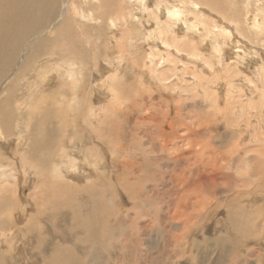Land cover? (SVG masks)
I'll use <instances>...</instances> for the list:
<instances>
[{
	"label": "rangeland",
	"instance_id": "obj_1",
	"mask_svg": "<svg viewBox=\"0 0 264 264\" xmlns=\"http://www.w3.org/2000/svg\"><path fill=\"white\" fill-rule=\"evenodd\" d=\"M71 1L73 6L90 5L88 0ZM210 1L230 23L242 22L237 24L245 35H200L222 23L204 8L196 30L179 26V35H169L182 46L196 45L202 60L186 54L190 58L183 64L176 55L172 75L165 71L167 63L159 67L165 71L162 77L154 74L164 36L145 35L143 22L135 19L128 35L125 24L116 20L118 30L110 25L100 36L98 25L108 20L100 12L81 19L80 25L74 18L66 20L54 34L62 35L80 59L74 67L57 63L43 49L33 57L26 78L15 79L11 69L0 71V121L7 124L3 139L8 140L0 141V159L9 156V165L4 162L0 171L7 170L10 177L8 191L0 195L14 193L19 200L13 211V263H32L28 257L35 243L21 240L19 228L30 221L34 234L63 247L58 259L47 251V259L37 264L53 258L59 264V258L66 264H264V0ZM99 3L92 0L91 7ZM20 7L15 0H0V17L24 23L17 16ZM247 14L256 20L254 28ZM84 31L91 34L88 42ZM151 51L157 55L152 65ZM45 59L55 64L46 65ZM85 146L97 158L79 155ZM71 168L74 175L67 171ZM36 170H42L37 176L43 179L36 181ZM63 176L82 184L93 180V187L68 191L61 186ZM34 183L46 186L43 193H48L47 208H42L47 210L41 213L35 203L28 210ZM63 214L67 221L55 226ZM1 237L0 254L9 256L12 247Z\"/></svg>",
	"mask_w": 264,
	"mask_h": 264
},
{
	"label": "bare ground",
	"instance_id": "obj_2",
	"mask_svg": "<svg viewBox=\"0 0 264 264\" xmlns=\"http://www.w3.org/2000/svg\"><path fill=\"white\" fill-rule=\"evenodd\" d=\"M15 1H17V3L20 6H22V7H20L17 10V16H18L19 20L24 21V23H12L8 17H6V16H3V18L0 17V64H1L0 71H2L1 73L4 74V72L7 69H11L12 70V75L15 77V79H23V78H26L28 76L29 67H30V65L32 63L33 57L35 55H37V54H40V52L43 49H48V53L47 54L51 55L52 57H57L58 58V62L57 63L60 64L62 61H64L65 64L68 65L67 68L68 67L69 68L74 67V64L77 61L76 59H78V60H80V59L79 58H76L77 56L74 54V52H72V51L69 50V47L66 45L65 40L62 42V40H63L62 39V35H54V34L55 33H60L64 29L65 25L67 23H69L68 21L66 22V20H71V18H74L75 20H77V22H79V21L81 22V19H91V16L93 17V16H95L99 12L105 18L108 19L107 20V25H106L105 22H103L102 24H99L98 25V28H99L98 30H101V32H98L97 34H99L100 36L101 35H105V33H106L105 31L107 30V28L110 30V25H111V27H113L112 30L113 29H117L118 30V27H117L118 24L115 25L118 22L125 24V26L127 27V31H125V33H127V35H128V33L130 31V28L129 27L131 26L129 23L130 22H133L132 19H135V21L138 22V23L143 22L141 24V26H142L143 29L145 28L144 29L145 32H146L145 35H149V36L152 35L150 37H154V35L155 36H158V35L164 36V38L161 39L162 40L161 41V44L164 45L163 47H165V48H164V50H162L158 54V56H160V58H159L160 59L159 60V64L157 62L155 64V62H154V60H155V58H156L157 55L153 51L150 52V56L152 58H151V60L148 63L150 65L155 64L153 66V68H155L154 71L155 72H158V73H154V74H156V75L158 74V76L160 74H162L163 72H165V71H170V73L172 75V69L170 68V64H175V62H173L174 60H172V59L173 58H176V55H178V58L177 59L179 61H181L183 64H185V62H183V61H185V58L188 57V55H191L194 58H200L201 59L200 52L196 51V48H197L196 45H190L189 44V45H186V46H182L179 43L178 38L176 39V37H171L169 35H179V34H177L178 33L177 27H179V26H181L182 28H184L185 30H188V31L196 30L197 27L201 25L200 18L201 17H204V13H205V9L204 8H208L209 11L213 12L215 14V17H218V19H221L222 23L219 24L218 22H216V24L211 29H209L207 31H202L200 33V35H206V36H208V39H209L212 35H228V36L229 35H233L234 36L236 31H238V33L240 35H245L244 33H246V31L244 29L241 30L238 27V24H241L242 22H239V21H236L235 20V22L230 23V20L231 19H228L222 13L223 10L217 8L216 5H215V3L214 4L211 3V2H215V1H210V0H102V3H99V5L96 6V7H91L92 0L91 1L88 0L89 2H87V4L90 3V5H89L88 8L84 7L85 2L82 3L81 5H75V6H73V2L71 0H15ZM23 1H25V3H26V8L23 6L24 5L23 4ZM134 5H137L136 9L131 8ZM220 5H222V4H220ZM223 5H224V3H223ZM6 7H9V6L7 5ZM220 7H222V6H220ZM210 17H212V16H210ZM248 17H249V19H247V20H250L253 23L252 24L251 22H249L251 24V27H253L254 25L257 26V23L255 22L256 20L255 19H252L249 14H247V18ZM210 20H211V18H210ZM80 22H79V25H80ZM144 22H148L150 25H152V27L150 28V26H149L150 29H148V27L146 28V26L144 27V25H143V24H145ZM231 25H234V27H231ZM246 25H244V26H246ZM82 27L85 30L86 26H82ZM174 27H175V29H174ZM218 28L220 30H222L219 33H218V30H217ZM181 29H180V31H181ZM76 30H78V29H76ZM102 30H104V31H102ZM51 31H52V34H50ZM188 31H186V32H188ZM75 33H77V32H75ZM193 33L196 34L197 31H193ZM83 35H86V36H83L82 37L83 40H85L86 42H88L89 40H91V37L88 36V35H91V34H89L86 31H84ZM133 35H134V32H133ZM230 38H231V36H230ZM228 45L229 44H227V46ZM58 46H59V50L58 51H53ZM244 46H242V47H244ZM237 48H236V50H237ZM120 51H121V49H120ZM237 52H239V51L237 50ZM47 54H45V58H46ZM186 54H188V55L186 56ZM121 57H123V56H121ZM147 58L150 59V57L143 56V59L146 60ZM188 58H190V57H188ZM188 58H187V60H188ZM41 60H43V58L42 59H38L37 62H41ZM45 61H47L46 62L47 63L46 65H50V64L53 65V63L55 64V62H50V61H48L46 59H45ZM94 62L97 63V61H94ZM165 63L168 64V68L165 69V71H164V69H163V71H161L159 67L160 66H164ZM35 65H36V63H35ZM177 65L178 64L176 63L175 66H173V68H174L173 69V72L178 67ZM76 70H78V69H76ZM39 73H40V70H39ZM73 73H75V72H73ZM94 73H96V72H94ZM36 74H37V72H36ZM51 74H54V73H51ZM41 75H40V77H41ZM48 78H49V75H48ZM92 78H93V81L92 82L94 84H96L95 83V80H94L95 79V76H92ZM103 78L105 79V77H103ZM45 80H47V79H45ZM93 83H90L91 86L92 85L94 86ZM12 87H13V85H12ZM15 90H17V89H15ZM44 98H45V96H44ZM21 104H23V103H21ZM108 106H110V104ZM20 109L21 108L19 107V110ZM43 109H45V108L43 107ZM15 111H16V109H15ZM92 112H93V110L91 111V113ZM59 114H61V113L59 112ZM41 115H40V117L42 118ZM94 115H96V114H94ZM54 117L56 118L57 115L54 116ZM8 123H10V122H8ZM86 123H87V121H86ZM5 125H7V124L4 121H0V141H2V140L8 141L7 139H3V136H4L3 135V132L5 133V128H4ZM77 125L78 124H76V126ZM68 126H69V124H68ZM74 126H75V124H74ZM156 127H157V125H156ZM56 129H58V128H56ZM53 130H54V128H53ZM67 130H68V128H67ZM55 132H58V130L55 131ZM77 132H78V130H77ZM44 135H45V133H44ZM96 135H97V133H96ZM165 135H167L166 134V131H165ZM72 138H74V137H72ZM96 139H99V137L96 136ZM10 141L12 142V140H10ZM43 141L44 142L42 144H45L46 140H43ZM49 141H50V139H49ZM97 141H98V143L97 142L96 143L100 146L99 140H97ZM16 143L18 144V146H20L21 143H23V141H22V139L20 137H18L16 139ZM89 147L91 148V146H89ZM89 147H87V146H85V148L84 147H80V151H78L79 152V155H81L84 152L86 153V155L89 156V158L90 157L92 158V156L96 157V155H99V154H96L95 155L93 152H90L89 151L90 150ZM71 148H74V147L73 146H70V149H69V147L66 146V149H68L69 151H71ZM10 149H12V148H10ZM31 149L34 150L32 148V146L30 145V147L27 150L28 153H30V154H31ZM153 150H155V149H153ZM35 152H36V150H35ZM3 153H5V152L3 151ZM74 153H76V152H74ZM32 156H34V153L32 154ZM81 156H83V154ZM15 157H16V155H15ZM67 158H69L71 162L73 160H75V158L74 157H71V156H67ZM1 159H0V166H3L4 165V162H6V161L8 163L7 165H9V162H8L9 156L6 155V157H4L2 160ZM51 162H52V160H51ZM40 163L42 164V162H40ZM84 163H85V161H84ZM18 165H20V164H18ZM38 165H39V163H38ZM92 165H94V164H92ZM124 165H129V163L124 164ZM126 168H128V167H126ZM40 171H42V170H40ZM40 171H37L36 170V172H35L37 178H38L37 175H39L41 173ZM67 171H68L69 174H73V175L77 172L73 168H71V169H69ZM8 178H10V177H9V174H7V170H5V169L4 170H1L0 171V188H1L0 191H2V190L8 191L7 184L5 183L6 181L8 182ZM33 178H34V176H33ZM15 179H17V178H15ZM41 179H43V177L42 178L39 177L38 179H36V181H39ZM53 182H54V180H53ZM63 182L64 183H62L61 186H66L69 189L68 191H71L70 189H74L76 191L77 188H78L79 189L78 192H81V191L83 192L84 189H87V191H88V189H92V187H93V180H90L89 181L90 182L89 184L88 183L87 184L86 183H83L82 184L81 182H75L73 180H70V178H66V177L63 176ZM2 183H5V184H2ZM42 183L45 184L44 181H42ZM17 185H19V183ZM33 187H34V191L32 192V196H33L32 199H31L32 202L31 201L29 202L28 210H30V209L33 210L32 209V203H35L38 212H40V211L43 212L44 210H47V209H42V208H47L45 206V202H46V200H45V197H46L45 194H48V193H46V192H45V194L43 193L44 192V187H46V186L43 187V185H40L39 186L37 183H34V186ZM56 190H57V188H56ZM14 192H16V190H14ZM50 192H51V190H50ZM62 192H64V191H61V193ZM73 193H74V191H73ZM77 193L75 192V194H77ZM78 194H81V193H78ZM69 198L72 199V196H69ZM69 198H67L66 201L71 202L72 200H69ZM58 199H59V201H64L63 200L64 198L63 199H60V197H58ZM18 202H19L18 196L16 194H14V193L12 195H10V196H1L0 195V209H1L0 210V237L3 236L5 238H7L8 243H9V246L12 247L11 250H10V252H9L10 253L9 256H8L7 253L4 254L3 252H2V254H0V264H15V263L12 262V260H13V257L12 256H13V250H14V248H16V242L14 241V239L17 236V233H15L14 231H15L17 225L16 224H13V217H15V216H13V214H14L13 211L16 208H18V206H17ZM23 213L25 214V211H23ZM32 213L33 212H31V214ZM33 216H34V213H33ZM63 216H65V215L64 214L63 215H60V217L57 216L58 218L55 219V220H57L56 221L57 223H56L55 226H59L60 223H63L64 221H67L66 219L63 218ZM34 217H37V215H35ZM53 217L54 216L52 215V218ZM21 218H23V216ZM30 218H33L32 215H31ZM34 219L35 218H33V220ZM15 222H16V220H15ZM27 222H28V220H27ZM29 222L27 224L25 222V225H20L19 226L20 231H21V233L23 235V237L20 238V239L21 240H26V243H28V245L29 244H32V243H35L34 248L32 247V252H31L32 254H29V257H28L30 259V261L32 262V263H29V264H37L40 259L41 260L45 259L46 256H47V254H46L47 251L50 253V256L53 255V254H54V256H56L57 254H59V253L62 252V248L63 247H62V245L59 242H55V243L46 242V239L44 240V236H42V234H36V233L34 234L33 231H32V228H31L32 227L31 225H33V224L30 225ZM83 224H84V221H83ZM96 229H98V228H96ZM91 231H93V230H91ZM88 238L89 237H87V239ZM1 239H3V238L1 237ZM47 239H49V238H47ZM3 240H5V239H3ZM26 243H24V244L26 245ZM27 253H28V251H27ZM19 258H21V257H19ZM56 258L58 259L57 256H56ZM59 260L61 261L60 264H66L65 261L62 260V258H59ZM9 261H11V263ZM33 262H36V263H33ZM74 262L76 263L77 261H73V263ZM73 263H70V264H73ZM42 264H44V263H42ZM48 264H59V263L56 262V260L53 258V260L48 261Z\"/></svg>",
	"mask_w": 264,
	"mask_h": 264
}]
</instances>
